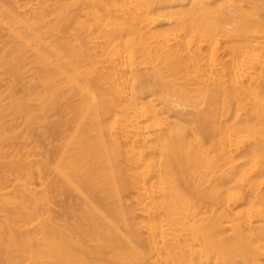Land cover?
<instances>
[{
  "label": "bare ground",
  "instance_id": "1",
  "mask_svg": "<svg viewBox=\"0 0 264 264\" xmlns=\"http://www.w3.org/2000/svg\"><path fill=\"white\" fill-rule=\"evenodd\" d=\"M0 40V264H264V0H0Z\"/></svg>",
  "mask_w": 264,
  "mask_h": 264
},
{
  "label": "rangeland",
  "instance_id": "2",
  "mask_svg": "<svg viewBox=\"0 0 264 264\" xmlns=\"http://www.w3.org/2000/svg\"><path fill=\"white\" fill-rule=\"evenodd\" d=\"M0 42H1V40H0ZM0 48H1V44H0ZM54 209H55L56 211H59L60 208L57 207V205H55V206H54Z\"/></svg>",
  "mask_w": 264,
  "mask_h": 264
}]
</instances>
